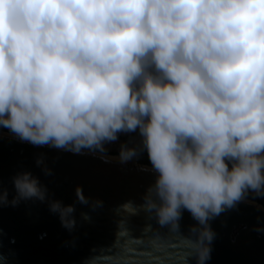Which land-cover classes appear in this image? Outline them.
<instances>
[{"label": "clouds", "instance_id": "1", "mask_svg": "<svg viewBox=\"0 0 264 264\" xmlns=\"http://www.w3.org/2000/svg\"><path fill=\"white\" fill-rule=\"evenodd\" d=\"M0 126L73 153L139 130L157 176L143 205L118 211L178 233L187 209L185 264H204L209 221L264 196V0H0ZM135 156L121 144V162ZM14 184L13 204L46 198L30 173ZM50 210L74 227V206Z\"/></svg>", "mask_w": 264, "mask_h": 264}, {"label": "water", "instance_id": "2", "mask_svg": "<svg viewBox=\"0 0 264 264\" xmlns=\"http://www.w3.org/2000/svg\"><path fill=\"white\" fill-rule=\"evenodd\" d=\"M137 149L129 162L82 150L73 153L50 145H33L14 133L0 130V264H185L188 255L180 235L189 236L198 225L182 209L179 232L157 223L154 215L118 211L143 197L155 183L151 165L136 164L143 149L139 130L126 141ZM147 169V170H145ZM30 173L46 190V198L19 199L14 178ZM88 204L81 203L76 188ZM74 206V227L62 225L50 205ZM96 201L102 202L93 207ZM87 215L89 219H85ZM124 221L127 232L120 229ZM151 232H144L147 225ZM215 233L210 258L204 264H264V208L242 199L209 221ZM186 264H198L189 256Z\"/></svg>", "mask_w": 264, "mask_h": 264}, {"label": "rangeland", "instance_id": "3", "mask_svg": "<svg viewBox=\"0 0 264 264\" xmlns=\"http://www.w3.org/2000/svg\"><path fill=\"white\" fill-rule=\"evenodd\" d=\"M131 133H133V132H121L118 134V139L116 141L105 143L104 146H105L106 151L104 153H100L99 151H92V152H96V153H100L103 155H107L109 157H113L112 155L119 154L120 146H121V144L124 143V137L129 136ZM84 150H87V149H84ZM87 151H89V150H87ZM117 157H119V156H117ZM137 163L141 164L139 162H137Z\"/></svg>", "mask_w": 264, "mask_h": 264}, {"label": "trees", "instance_id": "4", "mask_svg": "<svg viewBox=\"0 0 264 264\" xmlns=\"http://www.w3.org/2000/svg\"><path fill=\"white\" fill-rule=\"evenodd\" d=\"M0 130H3V131H8V132H11L8 128L6 127H3V126H0ZM12 133V132H11ZM134 133V132H133ZM131 133L129 136L127 137H124V143L123 144H126V141L129 139V137L133 134ZM113 157H117L119 156V154L117 155H112ZM138 162L141 163V164H146V165H151L149 159H148V153H147V150L145 148L141 149L138 151Z\"/></svg>", "mask_w": 264, "mask_h": 264}, {"label": "built area", "instance_id": "5", "mask_svg": "<svg viewBox=\"0 0 264 264\" xmlns=\"http://www.w3.org/2000/svg\"><path fill=\"white\" fill-rule=\"evenodd\" d=\"M229 167H231V164H229ZM245 199L250 200L254 202L255 204L260 205L262 208H264V196H258L254 192H249Z\"/></svg>", "mask_w": 264, "mask_h": 264}, {"label": "bare ground", "instance_id": "6", "mask_svg": "<svg viewBox=\"0 0 264 264\" xmlns=\"http://www.w3.org/2000/svg\"><path fill=\"white\" fill-rule=\"evenodd\" d=\"M90 152H92V151H90ZM92 153H96V152H92ZM96 154L103 155V154H100V153H96ZM103 156L109 157V156H107V155H103ZM109 158L119 159V157H109ZM129 161H130V160H129ZM129 161H127V162H129ZM135 163L138 164L137 162H135ZM138 165H139V164H138Z\"/></svg>", "mask_w": 264, "mask_h": 264}]
</instances>
